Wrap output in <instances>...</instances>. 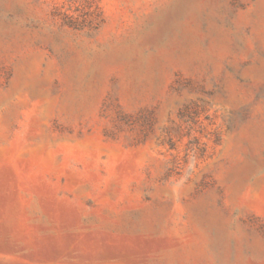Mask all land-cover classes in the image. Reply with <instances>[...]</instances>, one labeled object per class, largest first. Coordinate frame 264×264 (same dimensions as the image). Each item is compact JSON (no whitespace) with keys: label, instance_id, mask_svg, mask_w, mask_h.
<instances>
[{"label":"rangeland","instance_id":"374dc122","mask_svg":"<svg viewBox=\"0 0 264 264\" xmlns=\"http://www.w3.org/2000/svg\"><path fill=\"white\" fill-rule=\"evenodd\" d=\"M0 264H264V0H0Z\"/></svg>","mask_w":264,"mask_h":264}]
</instances>
